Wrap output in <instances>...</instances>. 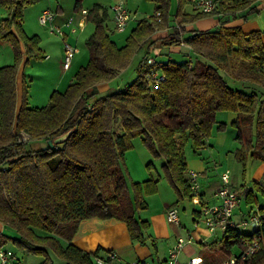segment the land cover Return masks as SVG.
<instances>
[{
  "label": "trees",
  "instance_id": "obj_1",
  "mask_svg": "<svg viewBox=\"0 0 264 264\" xmlns=\"http://www.w3.org/2000/svg\"><path fill=\"white\" fill-rule=\"evenodd\" d=\"M38 1L0 0L7 12L0 20V41L8 42L14 54L12 64L0 67V247L10 240L18 251L42 257L41 264H54L52 256L66 264H96L99 249L88 253L71 243L79 223L91 218L123 222L131 239L144 245L149 224L136 214L147 209L143 197L157 193L159 180L132 182L128 177L125 153L135 138L162 160V175L180 200L192 197L185 149L190 144L192 153L199 154L217 125L218 112L236 114L235 158L244 171L248 160L264 163V30L244 33L238 26H226L240 13L243 19L258 13L257 0H215L209 14H185L187 1L177 0L178 22L169 34L170 45H178L188 33L182 24L218 19L214 28L192 30L184 40L190 60L160 63L164 80L154 85L141 71L146 53L132 82L90 103L100 85L125 70L151 45V35L168 27L172 16L170 0H154L161 23L154 16L140 20L125 44L117 46L108 34L107 8L95 4L86 15L93 25L85 40L88 64L64 92L54 91L47 105L31 108L24 84L18 106L16 76L20 45L27 58H44L39 38L27 36L22 27L25 9ZM220 73L247 84L232 88ZM68 130L69 137L51 150L48 141ZM239 191L247 205L263 212L256 194L264 199V174L251 189L242 186ZM260 220L250 234L237 228L224 232L221 250L227 256L235 245L242 255L243 241L256 240L260 246L247 259L235 257L234 264H264V216Z\"/></svg>",
  "mask_w": 264,
  "mask_h": 264
},
{
  "label": "rangeland",
  "instance_id": "obj_2",
  "mask_svg": "<svg viewBox=\"0 0 264 264\" xmlns=\"http://www.w3.org/2000/svg\"><path fill=\"white\" fill-rule=\"evenodd\" d=\"M75 0H65L64 5L67 11H71L72 7L74 5ZM89 0H87L85 3H88ZM259 0L256 1V3ZM115 4L114 2L108 1L106 3V8L109 13V21L107 22L108 25V34L110 35L111 40H113L117 46H123L126 42L127 37L131 34L133 29L136 27L137 23L140 20L146 19L149 20L152 16L155 15L154 9L156 3L154 1L150 0H128V3L126 4V8L129 13L132 15V19L128 22L126 28L123 31H117L114 28L113 25V12L111 10V6ZM257 8L261 11L264 10L263 5H259L257 3ZM92 5H90L89 8H91ZM187 10L193 12V8L190 4L186 3L184 5ZM45 8V9H44ZM50 8V9H46ZM56 4L55 0H39L37 3L34 5L26 8L24 11V24L27 32L30 34L36 33V32H41V31H48L45 30L44 27L40 26L38 17L39 14L44 11V10H50L55 9ZM258 13L254 12L249 14L250 16H256L259 17L260 11ZM177 11V0H170V21L168 24V27L166 28L170 34L173 31V28L177 26V23L174 21V17L176 15ZM154 12V13H153ZM264 13V12H262ZM260 14V15H259ZM248 15V16H249ZM38 16V17H37ZM264 16H260V19L262 20ZM157 20V18L155 17ZM161 23V19L160 22ZM89 29H93V25L91 23L88 24ZM261 31L264 30V25L262 29H259ZM159 31V30H157ZM93 32V31H92ZM156 32V31H155ZM47 33V32H46ZM77 34V33H76ZM69 35L73 37H78L77 39V48L78 51L74 56L72 65L73 67L71 68V71L69 73H66V76L63 80V82L58 86L56 89V92L62 93L66 90L69 84L73 81L74 75L77 73V71L81 67H85L88 64L89 61V54L88 50L85 47V38L86 34L84 37V33L81 35V37L77 35ZM153 34L149 38L150 41L152 42L151 45L147 47L145 45L131 60L130 64L128 67L120 72V74L110 81L108 83V87L106 91H100V87L98 88V91L100 92L97 94L94 98H91L89 100L90 103H93L94 100L101 96L104 95L105 92L108 91H115V90H121L124 86V84L132 82L135 77L137 76L136 72V66L138 65V61L141 58H144L146 53H149V57L155 58V60L158 63H165L169 60L176 62V63H182L186 62L189 59V55L192 56L189 53V49L186 45L183 47H180L179 45H170L171 39L170 35L164 38V40H161V38H156L152 39ZM54 39H58L60 37L52 35L51 36ZM187 36L184 38L186 39ZM159 43L155 45L156 43ZM162 42V43H161ZM6 42H1L0 41V66L4 65H10L11 62V53L10 52H5L8 51V47L6 46ZM49 62V67L51 68V73L49 72V69L45 67V63L36 61V60H31L28 65H26L25 69L23 70V77H24V86L27 91V98H29V107L31 108H41L45 105L48 104L49 97L51 95H48V92L50 88H55L57 82V65L56 63ZM195 62V60H192ZM43 72L47 74V76L43 75ZM223 78L226 80V82L229 84L230 87L236 88V89H241L243 84L247 83H242L239 81H235L231 79L227 74L225 73H220ZM105 84V83H104ZM250 85V84H248ZM102 86V84L100 85ZM48 95V96H47ZM45 97V98H44ZM221 112L218 113L220 115ZM218 120H221V116H218ZM237 132L236 129L234 132H232V137L236 136ZM133 147L128 150L125 153V167L127 169L128 177L132 182H143L144 180L154 178V179H159L158 186H159V191L154 194V195H148L144 196L143 200L147 204V209L146 210H141L137 212L136 217L140 220H145L149 221L150 223L152 222L153 216L154 218L157 217L158 214L164 209L165 205L169 206H175L177 215L179 218V221L181 222V225L183 226L180 228V236L184 239L188 238V234L193 231V229L196 227V223L192 221V210L196 209L198 210V207L193 205L188 199L180 200L177 195H175L173 189L170 187L168 184L167 180L163 177L162 175V170H161V163L162 160L158 158H154L146 145L142 143L140 138H135L132 142ZM226 147L221 148L214 146L212 148H203L200 151V155L203 157L204 160V167H206V176L207 177H202L197 179L203 187H206L207 185L211 184L214 185L220 181V177L222 173L228 171L229 173V181L231 183V187L233 189H236V193L239 195L241 192L239 191L242 185H251L253 184V181L260 177V172L264 173V163H260L258 161H249L247 164V168L244 171V167L241 163L237 161L235 158V152L237 148L239 147V143L234 140L229 138L228 141L226 142ZM191 146L190 144L187 145L186 147V152H190ZM160 176V177H159ZM198 178V177H197ZM250 186V187H251ZM247 188H249L247 186ZM208 192V191H207ZM210 197L207 196V199ZM260 199L261 196H258ZM260 205H264V199L259 200ZM245 205V206H244ZM248 205L242 201L241 204V211L244 212L245 216L252 215L254 212L257 210V206L253 205L251 207H247ZM240 214V211H238ZM166 217V214H164ZM236 219L239 218L237 214L235 215ZM157 219V218H156ZM167 221V220H166ZM201 226L205 227V223L200 220L198 223ZM173 224L167 222L162 229H165V231L168 233V235H164L160 238H157V234L155 233L154 230H150V232L147 231L145 237H146V245L151 253V255H158L159 256V263H157V260L154 257V264H160L162 260V255H165L166 252V246H169L170 244H173L177 238L178 235H176V230ZM256 227L254 225H249L246 228L242 227H237V230L240 233L243 234H250L252 233ZM149 233L151 235H149ZM193 242L191 244L185 245L182 250L180 251V258L185 257L186 253L185 251L187 249H193L195 252L193 254H199L197 250H204L201 248L199 244L195 242L194 239H192ZM248 245H251V242L247 241ZM216 245H219V242L216 243ZM156 246V252H155V247ZM5 250H13L17 254L18 261L20 264H41L43 259L42 257L39 256H34L31 254H27L21 251H18L13 247V244L10 240H8L4 245H3ZM217 248V247H216ZM244 247H242L243 249ZM209 250V249H208ZM241 248L237 245L233 246V248L230 251V255L226 256L224 258L225 261H228L234 257L239 256L238 254L240 253ZM161 255V256H160ZM54 264H66L64 261L60 260L59 258L52 256ZM179 259V258H178ZM186 260H188V257H186ZM152 264V263H151ZM215 264H222L218 261V263L215 262Z\"/></svg>",
  "mask_w": 264,
  "mask_h": 264
},
{
  "label": "crops",
  "instance_id": "obj_3",
  "mask_svg": "<svg viewBox=\"0 0 264 264\" xmlns=\"http://www.w3.org/2000/svg\"><path fill=\"white\" fill-rule=\"evenodd\" d=\"M86 1L87 0H75L74 5L72 7V10L67 11L65 9L67 7H65V5H64L65 0H55L56 8L51 9L52 12L55 13L54 23L58 26H63L64 22L69 17H72L74 19V22L77 23L80 20V18L82 17L81 13H80V11L82 9L89 10L90 5L93 6L95 4H99V5L106 7V3H108V1L116 3V2H119L120 0H89L88 3H85ZM124 1H125V4L128 3V0H124ZM150 1H154V0H150ZM186 3H188L192 6V4L190 2L187 1ZM257 3H259L260 6L261 5L264 6V0H259ZM186 7L185 6L183 7V9H182L183 13H185V14L198 13L195 11L193 6H192L193 12L189 11L190 9L187 10ZM46 9H50V8H46ZM155 9H156V5H155ZM155 9H154V12L156 11ZM262 12H264V10L260 12V14H261V15L259 14L260 16H264V13H262ZM239 15L240 16H238L237 18L231 19L226 24V26H238L242 29V31L244 33H249L252 31L262 29V27L264 25V17L262 18V20L260 19V16L259 17L248 16L246 19H243L241 17H243L244 13H240ZM6 16H7V12L0 8V20L5 18ZM85 19H86V16H85ZM175 19H176V17H175ZM176 22H178V21H176ZM88 24L89 23L85 20L83 27L78 29V31L76 32L80 37L83 33H84V37L86 34L87 36H86L85 40L92 34V31H93L92 28L89 29ZM217 24H218L217 16L204 18V19L198 20L194 23L182 24L181 26L185 27L186 32H188V33L185 34L184 36H181L180 39L185 40L184 38L186 36L187 37L191 36L190 32L192 30H200V31L209 30V29L214 28ZM22 27H23V30L27 36H37L39 38L38 46H39V49L42 51L43 56H44V58L39 60V62L45 63L44 66L47 67V69H49V72H47V73H51V68L49 67L48 63L51 62L52 59H53L52 62L56 63V65H57V68H58V70L56 72V73H58L57 78H56L57 84H56L55 88H53V87L50 88V90L48 92V95H50V93L52 94L54 91H56L58 86L63 82V80L66 76V73L67 72L69 73V71H71V68L73 67V65H72L73 60L71 62V66H70L69 70L64 71L62 69V64H61L62 58H63V41H62V39L61 38H58V39L52 38L51 37L52 34H50L48 31H46L47 33L44 31H41V32H36V33L30 34L29 32H27V30L25 28L24 17H23ZM166 28L154 32L152 39L161 38V40H164V38L170 34V32ZM63 29L66 30L64 27H63ZM259 31H261V30H259ZM66 39L69 42L76 45L78 37H73V36L67 35ZM1 42H5V41H1ZM6 44H7L6 46L8 47V51H6L5 49H4V51L11 53L10 57H11V62L13 63L14 62V54H13L12 48L8 42H6ZM157 44H159V43L157 42L155 45H157ZM186 46L188 47L189 53H190L189 46L188 45H186ZM20 52L22 53V61L19 64L18 72H17V76H16V93H17L18 106L20 105L21 100H22V90H23V84H24L23 70L25 69L26 65H28L30 63V61L33 60V59L27 58L25 56L24 47L22 45H20ZM0 59H1V55H0ZM143 59L144 58H141L138 62L140 63ZM36 61H38V60H36ZM139 63H138V65H139ZM138 65L136 67H138ZM4 66H6V65H4ZM0 67H2V66H0ZM43 75L47 76V74L45 72H43ZM107 87H108V84L105 83V84H102V86H100L99 89H100V91H106ZM27 105L29 107V98H27ZM218 113L216 114L217 125L213 128L210 139L206 142V145L204 148H212L214 146L225 148L227 145L226 142L228 141V139L229 138H231V139L235 138V136L232 137V132H234V130H235L232 127V124L236 120V114L232 113V112H221L220 115H218ZM218 116H221V120H218V118H219ZM219 124L222 125L221 129L217 128V126ZM185 156H186V161H187V169H188L187 178L188 179H189V172L190 171L196 173V175L198 177L197 179L201 178V176L207 177L206 176V167H204V163H203L204 160H203V157L200 155V152L198 155H194L192 153V150H190V152L185 151ZM249 161H251V160H248V162ZM248 162H247V164H248ZM260 163H262V162H260ZM263 174H264L263 172H260V177H258L254 181H260L263 177ZM150 179L155 181V180H159L160 178H158V179L150 178ZM197 183L199 185V202L200 203L194 204L192 202V200H189L193 205L198 207V210H196V209L192 210V214H193L192 215V217H193L192 221H194L196 223V227L193 229V231L191 233L188 234V237L191 236L192 239H194L195 242L197 244H199L201 246V248H203L204 250L203 251L197 250V252H199V254H193L195 252L193 249H187L185 251V253H186L185 257L180 258L179 257L180 254L178 255L179 259H178L176 264H186L189 261V259H191V258H197V259L201 260V264H215V262L218 263V261L221 263V262L225 261L224 258L228 255L223 250H221V246L223 244V239H224V232L219 228H216L214 231H210L206 227V225H205V227H203L200 224H198L200 222V219H201V218H199V216H200L199 214L203 208H207V207H211V206L219 204V200L217 199L215 194L218 191L219 187L221 186V181L216 183L214 185V188H213V185H211V184L207 185L206 187H203L199 182H197ZM189 185H190V183H189ZM229 186L232 190H234L236 192V189H233L231 187L230 181H229ZM242 186H244V187L248 186L251 189V187H250L251 185H247V186L242 185ZM158 191H159V186L157 185V192ZM175 195H176V193H175ZM207 196H209L210 198L207 199ZM258 196H260V195L256 194L257 198H258ZM238 198H239V206L234 212V219L236 221H240L241 219L247 217V216H245L244 212L241 211V204H242L243 199H242V197H240V195H238ZM260 199H262V198H260ZM248 207H250V206L248 205ZM169 208H174L176 210L175 206L171 207L169 205H165L164 209L160 212V214L157 215V217H156L157 219L154 218V216H153L151 223L149 221H147L149 224V229L147 231L150 232V230H154L155 233L157 234V238H160L164 235H166V236L168 235V233L165 231V229H162V227L168 222V221H166L167 219H166L164 214H166V211ZM238 211H240V214L238 213ZM236 214L238 216H240L237 219L235 216ZM174 226H176V227H174L176 230V233H177L176 235H178L177 237H179L180 236V228H182L183 226L181 225L180 221H179V225H174ZM1 230H2V226L0 224V232H1ZM147 231L145 232V235H146ZM149 235H151V234L149 233ZM218 242H219V245L217 246L216 243H218ZM71 243L73 245H75L76 247H78L79 249H81L82 251L88 252V253H94L97 249H99V252H98L99 258L106 259L109 254H110V256L112 255L113 258L108 259L105 262V264H132V263H136V262H144L145 264H151V263L154 264V257L157 260V263H159V256L158 255H151V253H150V251L146 245L147 244L146 241H145L144 245H141V244L137 243L136 241L132 240L126 225L123 222L115 220V219L100 220L97 218H91V219H87V220H82L78 225L77 232L74 235ZM174 243L165 247L166 252H165V255H162V260H161L160 264H166V261L168 258V251L174 245ZM154 248H155V252H156V246ZM16 256H17V254H16ZM186 257H188V260H186ZM17 264H20V262L18 261V258H17Z\"/></svg>",
  "mask_w": 264,
  "mask_h": 264
},
{
  "label": "built area",
  "instance_id": "obj_4",
  "mask_svg": "<svg viewBox=\"0 0 264 264\" xmlns=\"http://www.w3.org/2000/svg\"><path fill=\"white\" fill-rule=\"evenodd\" d=\"M192 4L195 11L198 13L209 14L212 13L215 8V0H187ZM125 1L120 0L111 6L113 12V25L115 30L123 31L128 22L132 19V15L129 13L128 9L125 7ZM81 18L75 23L72 17H69L63 24V26H58L54 23L55 13L50 10H44L39 14L38 21L40 26L44 27L52 35L58 36L63 41V58H62V69L68 71L72 59L78 51L75 44L69 42L66 37L67 35H74L78 29L83 27L85 23V16L87 15V10L82 9L80 11ZM154 17L160 22L161 16L159 12H155ZM63 27L66 29L64 30ZM178 45L183 47L186 45L185 41L180 39ZM141 71L145 73L146 79L154 85H158L164 80L161 74V64L158 63L155 58L146 56L141 63ZM25 141L26 138L24 137ZM221 186L216 192V197L219 200V204L203 208L200 212L199 218L203 221L206 227L210 231H214L216 228L221 229L225 232L230 228L242 227L243 229L249 225L260 226L262 221L261 216H264L263 212L259 209L256 210L252 215L236 221L234 219V212L239 206V198L237 193L232 190L229 186V173L228 171L222 173L220 177ZM189 183L192 191L191 200L194 204H199V185L197 183V175L195 172H189ZM166 219L169 223L174 225H179V218L177 211L174 208L168 209L166 212ZM193 242L192 237L189 236L187 239L182 237L177 238L174 245L168 251V258L166 264H176L178 261V255L185 245L191 244ZM243 251L242 255H239L241 260L251 257L255 252L260 249L258 241L254 240L251 245H248L247 241H243ZM113 258L112 255L108 256ZM236 258H232L228 261H223L222 264H234ZM103 258L97 257L95 259L96 264H105ZM0 264H17V256L11 250H5L0 247ZM132 264H145L144 262H136ZM186 264H201V260L197 258H191Z\"/></svg>",
  "mask_w": 264,
  "mask_h": 264
},
{
  "label": "water",
  "instance_id": "obj_5",
  "mask_svg": "<svg viewBox=\"0 0 264 264\" xmlns=\"http://www.w3.org/2000/svg\"><path fill=\"white\" fill-rule=\"evenodd\" d=\"M72 130H68L67 132L55 137L53 140L48 141V146L50 147L51 150L54 149V145L61 144L64 142L69 135L71 134Z\"/></svg>",
  "mask_w": 264,
  "mask_h": 264
},
{
  "label": "bare ground",
  "instance_id": "obj_6",
  "mask_svg": "<svg viewBox=\"0 0 264 264\" xmlns=\"http://www.w3.org/2000/svg\"><path fill=\"white\" fill-rule=\"evenodd\" d=\"M169 209H171V208H169ZM167 212V211H166Z\"/></svg>",
  "mask_w": 264,
  "mask_h": 264
}]
</instances>
